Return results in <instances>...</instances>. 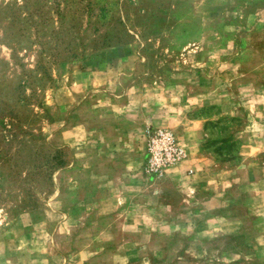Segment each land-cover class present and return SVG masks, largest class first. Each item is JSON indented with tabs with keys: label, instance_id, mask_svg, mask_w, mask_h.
I'll return each instance as SVG.
<instances>
[{
	"label": "rangeland",
	"instance_id": "374dc122",
	"mask_svg": "<svg viewBox=\"0 0 264 264\" xmlns=\"http://www.w3.org/2000/svg\"><path fill=\"white\" fill-rule=\"evenodd\" d=\"M125 45L121 85L148 93L159 120L172 116L174 106L185 111L182 124L160 120L163 125L140 128L136 173L147 186L160 178L144 172L147 128L169 130L184 149L183 126L201 120V152L219 168L238 162L239 139H264V0H0V239L13 234L18 215L40 221L52 209V222L35 227L40 238L33 244L53 248L52 264H73L71 252L81 248L98 251L86 264H110L109 252L127 243L120 241L130 233L125 227L106 225L110 215L77 209L89 195L78 186L85 182L78 171L93 162L90 168L72 163L76 178L68 183L61 168L76 153L57 146L58 133L51 138L46 128L60 116L51 99L62 103L55 93L68 88L72 69L100 48ZM67 215L74 224H65ZM128 260L210 264L187 255Z\"/></svg>",
	"mask_w": 264,
	"mask_h": 264
},
{
	"label": "crops",
	"instance_id": "0c3cea01",
	"mask_svg": "<svg viewBox=\"0 0 264 264\" xmlns=\"http://www.w3.org/2000/svg\"><path fill=\"white\" fill-rule=\"evenodd\" d=\"M127 46L100 48L85 64L72 69L68 88L55 93L62 103L51 99L50 108L60 116L46 124L51 138L58 133L57 146L76 153L61 168L68 183L76 178L70 172L72 163L78 161L81 167L90 168L93 162L92 169L78 171L79 178H85L78 186H86L89 195L79 201L77 209H94L97 218L110 215L107 226L120 225L130 232L120 239L127 242L125 245L109 252L110 264H124L128 258L178 259L186 255L210 260V264L212 259L217 264H264V162L260 160L264 157V139L254 135L239 139L238 162L219 168L201 152L204 141L197 136L202 121L191 118L182 128L184 159L147 186L136 173L140 128L163 125L160 120L182 124L185 111L174 106L172 116H159V120L155 116L157 106L147 99L148 93H134L130 85H121L125 76L122 67L129 60ZM70 208L76 209L74 202ZM52 211L46 210L40 221L29 214L14 219L13 234L6 233L5 239H0V264H52V247H33L40 238L35 227L50 224L48 214ZM73 218L65 216V224H74ZM6 247L13 253H7ZM97 254L96 248L71 252L77 258L73 264L91 262ZM60 256L69 258L70 253Z\"/></svg>",
	"mask_w": 264,
	"mask_h": 264
},
{
	"label": "built area",
	"instance_id": "2783aa9c",
	"mask_svg": "<svg viewBox=\"0 0 264 264\" xmlns=\"http://www.w3.org/2000/svg\"><path fill=\"white\" fill-rule=\"evenodd\" d=\"M185 151L173 134L165 128L145 130L144 172L153 178L184 159Z\"/></svg>",
	"mask_w": 264,
	"mask_h": 264
}]
</instances>
